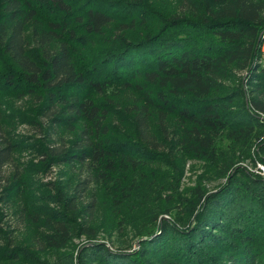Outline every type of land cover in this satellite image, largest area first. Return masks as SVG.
Segmentation results:
<instances>
[{
  "label": "trees",
  "instance_id": "16d2710c",
  "mask_svg": "<svg viewBox=\"0 0 264 264\" xmlns=\"http://www.w3.org/2000/svg\"><path fill=\"white\" fill-rule=\"evenodd\" d=\"M262 33L264 0H0V264L82 236L78 264H264V177L238 164L264 163ZM127 226L138 250L96 239Z\"/></svg>",
  "mask_w": 264,
  "mask_h": 264
},
{
  "label": "rangeland",
  "instance_id": "374dc122",
  "mask_svg": "<svg viewBox=\"0 0 264 264\" xmlns=\"http://www.w3.org/2000/svg\"><path fill=\"white\" fill-rule=\"evenodd\" d=\"M30 37V36H29ZM30 39V38H29ZM31 40V39H30ZM29 40V41H30ZM34 47V43L30 41V49ZM262 67H264V60L261 61ZM16 107H24V104L22 103V100L18 101H12ZM10 114V113H9ZM261 117H264V114L261 115ZM16 129L15 132L24 136H34L38 137L34 126L30 124H26L24 122H20L16 120ZM222 146L225 150L229 149V142L226 139H223ZM22 162H37L39 157H36L34 152H31L30 149L24 150L20 155ZM238 164H240L243 167H246L251 172H254L255 174H258L259 176L264 177V163L260 162L258 159L252 156V159L250 158H243L241 159ZM204 167L205 164L203 161L190 159L186 162L184 173L181 177L180 182V190L185 191L186 188L194 186L198 180L200 179V175L204 174ZM11 170V165H8L5 168L6 173H8ZM63 167H59L56 165L51 166L46 172H38L34 175L32 174V179L36 180L37 182L42 183H49L56 180L62 179L60 177V174L63 171ZM208 172V176H209ZM224 179H208L206 178L203 181L204 186L208 190H214L217 185L221 182H223ZM6 221H7V227L6 229H9L16 240L18 241H27L31 238V235L33 233L30 231V229L25 227V224L19 220L18 215L14 214L11 209L8 207L6 208ZM167 219H170L168 215H164ZM101 216L97 218V222H100ZM98 241L105 242L106 245L111 250H120L123 252H133L135 250H138L139 248V241L137 240V237L134 236V233L132 231V228L126 227L124 230L120 231L119 229L114 230L112 232V235L109 237L103 230H100L98 233V238H96ZM85 242V238L82 237H75L72 238L71 244H69L68 247L62 248L60 251L57 252H49L48 254H45L41 257L46 258L49 264H78L77 263V256L79 249L77 251V248L79 245Z\"/></svg>",
  "mask_w": 264,
  "mask_h": 264
},
{
  "label": "built area",
  "instance_id": "2783aa9c",
  "mask_svg": "<svg viewBox=\"0 0 264 264\" xmlns=\"http://www.w3.org/2000/svg\"><path fill=\"white\" fill-rule=\"evenodd\" d=\"M261 61L264 60V33H262V41L260 45Z\"/></svg>",
  "mask_w": 264,
  "mask_h": 264
}]
</instances>
